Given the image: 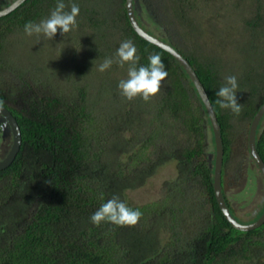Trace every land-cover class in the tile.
<instances>
[{"label": "trees", "instance_id": "16d2710c", "mask_svg": "<svg viewBox=\"0 0 264 264\" xmlns=\"http://www.w3.org/2000/svg\"><path fill=\"white\" fill-rule=\"evenodd\" d=\"M63 2L65 11L73 3L79 6L77 26L95 35L99 64L106 58L116 60L120 44L131 40L140 57L137 67L147 66L149 56L159 54L168 76L149 102L139 97L128 101L120 91L114 92L118 111L109 115L91 103L84 82L83 86L70 83L64 91L47 79L28 76L14 64L11 71L21 84L1 86L0 101L17 119L22 145L14 162L0 171V264H235L240 258L252 259L248 253L252 243L260 245L254 238L264 225L241 232L221 212L207 159L211 146L207 113L183 68L169 53L135 33L125 0L113 15L103 11L99 2ZM56 4L57 0H27L0 18V61L8 34L50 15ZM180 11L181 16L186 14ZM254 13L248 25L256 33L264 29L260 4ZM197 39L186 40L196 48L190 53L168 40L189 60L216 110L228 169L232 155L227 130L237 122L243 130L263 105L264 66L256 74L242 64V70L231 64L221 66L218 55L205 56L202 47L197 51ZM255 51L256 46L252 54ZM80 67L74 71L83 75L91 65ZM124 68L127 73L128 64ZM228 75L238 80L237 102L242 105L238 116L216 103V91ZM257 149L264 161L262 122ZM169 162H175L179 172L176 185L168 186L162 201L129 206L142 212L136 226L102 222L97 227L91 222L92 214L113 195L126 203L128 191L143 187ZM199 192L209 207L204 219L197 218ZM193 221L195 227L186 232L184 228ZM165 232L170 237L163 244Z\"/></svg>", "mask_w": 264, "mask_h": 264}, {"label": "rangeland", "instance_id": "374dc122", "mask_svg": "<svg viewBox=\"0 0 264 264\" xmlns=\"http://www.w3.org/2000/svg\"><path fill=\"white\" fill-rule=\"evenodd\" d=\"M91 1L93 4L99 2L103 11L107 10L106 13L110 15H113L115 10L122 5L124 6L122 4L124 0ZM176 1L154 0L155 13L160 20L162 31L149 23L150 27L155 29L152 31H156L167 42L170 41L168 39H171L187 53H190L191 50L195 52L196 48L194 45H189L186 40H191V37L194 40L198 38V42L197 40L196 42L200 48L196 43L197 51L204 50L205 56L206 54L218 55L220 59L218 62L221 66L225 67V65L231 64L235 69L239 67L242 70L240 66L242 64L254 69L255 74L261 71V67L264 66V29L260 28L255 33L248 23L254 21V12L259 8V4L261 10L264 11V0H186L185 2L178 0L179 5L178 2L177 5L174 4ZM192 1L195 4L191 9ZM1 2L0 8L2 7ZM135 3L139 12L142 13L141 1L136 0ZM178 6L179 9H176ZM180 10H185L186 14H190V16H186V14L181 16ZM49 16L47 14L43 19ZM43 19L35 23H39ZM150 22L154 23L153 19ZM85 28L77 26L66 37L58 31L53 40H46L43 36L39 38L36 35L26 36L24 29L19 28L9 33L4 43L5 53L0 61L4 67V69L0 68V87L6 84L11 86V83L15 87L21 84L18 83V79H15V72L11 71L16 64L17 68L19 67L20 71L29 74L28 76L47 79L60 85L63 90L69 89L68 85L75 81L77 86H83L82 82H84L83 84L88 87L90 101L96 109H102V114L116 113L118 106L116 102H113L112 97L116 92L119 93V82L127 79L125 78L127 73L125 68L120 66L116 69L110 67L104 72L97 70L100 64L98 63V52L95 50L97 46L95 35ZM203 34L204 36H201ZM110 40L114 39L110 38ZM254 46H256V51L252 54ZM83 64H90L91 67L88 69L90 71H87V74L79 75L74 71V68L78 67L77 70H79ZM17 72L19 73V71ZM239 77L242 78L241 75ZM15 80L16 82H14ZM55 84L53 85L55 86ZM237 123H233V127L227 130L232 160L228 168L227 185L224 192L234 207L235 216L241 222L249 223L256 220L264 211V181L249 155L248 133L251 123H247L243 130L241 124ZM262 127H264V119ZM208 136L211 146L207 152H211L210 155L213 159L215 147L210 125ZM126 138H130V133H126ZM12 140L10 133L4 134L0 125V158L5 156L10 149ZM178 177L176 163L169 162L161 167L143 187L128 191L126 203L128 206L136 207L162 201L168 194V186L173 188ZM256 177L257 185L253 186L255 183L253 178ZM200 194L201 192L196 199L199 205L197 218L204 219L207 217L209 207L205 201L206 197L200 196ZM193 226L195 227L194 221L184 230L190 232ZM182 227L183 225L178 226V228ZM169 237L170 234L165 232L162 235V243L165 244ZM254 241L259 242L260 245L252 243L251 253H248L252 259L240 258L235 264H264V231L255 237Z\"/></svg>", "mask_w": 264, "mask_h": 264}, {"label": "clouds", "instance_id": "9594fccd", "mask_svg": "<svg viewBox=\"0 0 264 264\" xmlns=\"http://www.w3.org/2000/svg\"><path fill=\"white\" fill-rule=\"evenodd\" d=\"M66 5L63 0H57L55 8L50 16L39 23L28 22L24 26L26 36H43L46 40H53L58 31L66 37L68 33L77 27V17L80 13L79 6L71 4L70 11H65ZM156 35V34H155ZM162 37V36H161ZM116 60L106 58L99 66L98 71L108 70L112 64L118 63L121 68L128 64L127 79L119 82L121 96L128 101L135 98H142L149 102L156 97L163 87V81L168 76L165 65L159 54L149 56L147 66L137 64L140 57L137 55V48L131 40L123 41L116 52ZM238 80L235 75L224 77L222 86L216 91V103L223 109H230L235 115L242 111V105L237 102ZM3 110V101H0V111ZM223 184V179H222ZM142 212L133 209L127 203L121 201L118 195L103 203L90 217L91 222L97 227L102 222H111L117 226L134 227L138 224Z\"/></svg>", "mask_w": 264, "mask_h": 264}, {"label": "water", "instance_id": "95a60500", "mask_svg": "<svg viewBox=\"0 0 264 264\" xmlns=\"http://www.w3.org/2000/svg\"><path fill=\"white\" fill-rule=\"evenodd\" d=\"M27 0H11L4 7L0 8V18H3L13 11L18 9L23 3ZM136 0H125V7L127 12L128 20L135 31V33L145 40L146 42L162 49L163 51L169 53L176 62L183 68L185 73L188 75L190 81L192 82L195 90L197 91L199 98L206 110L207 118L209 121L210 129L213 135V142L215 147L214 158L209 157L210 169L213 171V190L215 199L218 203V206L223 213L226 220L230 225L241 232H249L256 230L264 225V211L262 214L252 222H241L235 214L232 213L230 207L227 205L225 192L223 190L222 184V169L224 164V145H223V136L222 128L218 120L216 110L206 92V89L199 79L196 71L189 62V60L172 44L167 42L164 37L155 35L151 33L138 19L136 15ZM264 117V103L258 112L255 114L254 118L251 121L249 133H248V147L249 155L253 161L256 169L261 175L262 180L264 181V161L257 149V138L259 126ZM0 125L4 134L12 137V145L8 153L0 158V171L8 168L17 157L21 145H22V133L19 127L18 121L11 111L3 106V110L0 111Z\"/></svg>", "mask_w": 264, "mask_h": 264}, {"label": "flooded vegetation", "instance_id": "af4514ba", "mask_svg": "<svg viewBox=\"0 0 264 264\" xmlns=\"http://www.w3.org/2000/svg\"><path fill=\"white\" fill-rule=\"evenodd\" d=\"M11 0H3L1 2V5L2 7H4L5 5H7L8 2H10ZM141 1V6L143 8V12L140 13L139 10L137 9V7L135 6V9L136 10V15H137V19L146 27L148 28V30L150 32H152L153 34H156V35H159L156 33V31H152V30H155L153 29L155 26L156 28L160 29L162 31V28L160 27V20L158 19V17L156 16V13H155V8H156V5L154 3V0H140ZM1 7V8H2ZM151 19H153L154 23L150 22ZM158 19V20H157ZM150 20V21H149ZM148 22V23H147ZM151 23L152 25H154V27H150L151 25L149 24ZM11 148V147H10ZM10 150V149H9ZM8 150V151H9ZM210 151H211V148H210ZM8 153V152H7ZM6 153V154H7ZM210 153L211 152H207V156L209 154V156L207 157L208 159V163H209V157H210ZM210 166V165H209ZM227 176H228V169H225L224 167V164H223V169H222V179H223V190L225 191V186L227 185ZM254 179V185L253 186H256L257 185V177L256 178H253ZM226 198V202H227V205H230L231 209H234V207L231 205V203L229 202L228 198L225 196Z\"/></svg>", "mask_w": 264, "mask_h": 264}]
</instances>
